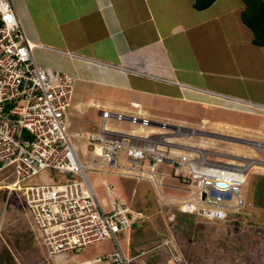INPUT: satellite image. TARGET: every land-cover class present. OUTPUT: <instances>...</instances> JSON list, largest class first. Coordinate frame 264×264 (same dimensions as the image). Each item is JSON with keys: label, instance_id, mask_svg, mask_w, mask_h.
Wrapping results in <instances>:
<instances>
[{"label": "crops", "instance_id": "obj_1", "mask_svg": "<svg viewBox=\"0 0 264 264\" xmlns=\"http://www.w3.org/2000/svg\"><path fill=\"white\" fill-rule=\"evenodd\" d=\"M238 1L230 6L228 0H215L198 10L194 0H14L13 9L39 44L34 49L37 62L48 67L50 76L54 71L72 77L70 108L74 106L78 114L93 108L99 117L98 110L108 108L191 127L196 131L170 138L205 149L211 160L237 162L256 156L242 139L264 140V101L230 91L235 90L228 80L232 77H238L242 89L248 88L246 80H259L251 75L253 58L264 74V45L252 43V32L238 11L244 4ZM231 18L238 36L224 32L231 27ZM163 23L169 27L163 29ZM154 105L159 113L150 112ZM231 113L243 114L245 122ZM138 127L123 131L144 136L163 133L159 128ZM83 131L87 129L76 132ZM256 170H248L243 185ZM161 182L165 199L187 197L180 195L184 190L177 188L175 178L164 176ZM118 191L110 197L119 199ZM2 214L0 264H34L32 246L22 258L4 239L2 232L10 221ZM27 225L40 245L30 222Z\"/></svg>", "mask_w": 264, "mask_h": 264}, {"label": "built area", "instance_id": "obj_2", "mask_svg": "<svg viewBox=\"0 0 264 264\" xmlns=\"http://www.w3.org/2000/svg\"><path fill=\"white\" fill-rule=\"evenodd\" d=\"M13 8L12 0H0V171L12 164L15 175L10 182L0 179V190L6 188L8 194L21 191L31 217L30 228L47 256L110 239L114 248L104 256L109 264H143L136 257L144 251L130 255L116 239L118 233L130 232L141 212L116 195L110 197L114 188L105 179L101 183L108 203L101 201L87 174L99 167L115 175L151 181L159 199L163 196L159 188L162 177L175 178L177 188L188 193L187 197H173L175 203L182 212L204 221H225L230 211L251 207L241 186L249 169H264V140L242 139L256 156L237 162L211 160L205 149L170 138L194 132V128L101 108L98 129L79 133L95 155L90 163L84 162L66 130L72 77L66 73L51 77L36 61L34 49L39 44L27 36ZM110 121L159 128L163 133L125 132L111 127ZM47 168L57 174L54 181L20 185Z\"/></svg>", "mask_w": 264, "mask_h": 264}, {"label": "rangeland", "instance_id": "obj_3", "mask_svg": "<svg viewBox=\"0 0 264 264\" xmlns=\"http://www.w3.org/2000/svg\"><path fill=\"white\" fill-rule=\"evenodd\" d=\"M235 1L228 0L226 4L233 6L236 4ZM237 3H239L238 0ZM223 7L227 9L225 6ZM213 8L212 6L209 11ZM238 11L241 12L240 9ZM236 14L239 15V13ZM157 19L161 22H167L166 18ZM159 20L157 21L159 22ZM228 22L232 28L227 26L224 30L225 34L233 37L238 36L240 32L235 28L234 19L231 18ZM167 27H169V24L163 23L162 28ZM24 30L27 36L32 39L26 28ZM36 61H38L37 57ZM249 67L252 70V78L257 77L259 80H246L248 88L242 89L238 77H232L231 80H228L233 82L235 90L230 91H240L241 94H248L253 99L264 101V74L261 76L259 73L261 68L255 66L254 58L252 65H249ZM45 69L48 72V67H45ZM57 73L51 71V76H56ZM132 92L136 94L135 91ZM155 107L156 105L150 109L151 113L160 112ZM230 115L234 117L236 113ZM237 117L240 122H245L243 114L239 113L236 115V119ZM251 118L254 123L258 121V118ZM108 124L129 131L130 129L133 131L136 127L139 128L135 124L127 123V121H110ZM98 126L99 117H97L95 109L90 108L85 114H78L74 106L69 109L66 130L70 133L84 162L90 163L95 155L90 147L86 145L84 135H79V132L76 131H79V128L96 131ZM13 170L12 164L3 167L0 171V179H4V183L13 181L15 177ZM105 172V167H99L97 171H87L99 198L105 204L108 203L107 192L101 183L102 177L105 176L113 185L114 190H119V199L125 201L134 211L141 212L139 221L134 224L129 233H118L116 235L117 242L123 246L124 252L136 255L140 251H144L141 257H136V260L141 263L264 264V170L251 172L247 178V184L241 186V194L245 200L251 202V208L243 209V215H237L239 213L230 211L228 220L210 222L204 221L193 213L182 212L179 204L175 203L172 198L165 199L163 195L161 201L156 200L153 187L147 179L125 177ZM167 172H169V168ZM179 172L176 173L179 174ZM56 175L49 168L43 169L35 175L20 181V185L52 182L55 180ZM177 185H179L178 180ZM170 195L172 194L168 196L170 197ZM180 195H188V193L183 191ZM105 206L108 207V205ZM2 212L4 220L8 218L7 221H10L9 227L2 232L4 239L13 250L19 252L22 258H24L22 255L32 246L36 253L34 264H109L104 256L114 248V244L110 239L89 243L75 251H64L47 256L44 248L33 239V234L30 233L27 224L30 222L31 217L25 209L24 196L20 190L8 194L6 188H1L0 213ZM235 219L240 220L237 228L234 224ZM175 256L179 258L177 262L174 260Z\"/></svg>", "mask_w": 264, "mask_h": 264}, {"label": "trees", "instance_id": "obj_4", "mask_svg": "<svg viewBox=\"0 0 264 264\" xmlns=\"http://www.w3.org/2000/svg\"><path fill=\"white\" fill-rule=\"evenodd\" d=\"M215 0H194V8L201 10L207 8ZM244 8L240 12L243 23L252 32V43L264 45V0H242ZM237 215H243L242 211ZM240 220L235 219L234 224L237 228Z\"/></svg>", "mask_w": 264, "mask_h": 264}, {"label": "clouds", "instance_id": "obj_5", "mask_svg": "<svg viewBox=\"0 0 264 264\" xmlns=\"http://www.w3.org/2000/svg\"><path fill=\"white\" fill-rule=\"evenodd\" d=\"M122 113H124V112H122ZM127 114V113H126ZM132 114V113H131ZM136 114H139V113H136ZM98 116H99V114H98ZM148 118H150V117H148ZM151 119V118H150ZM154 120V119H153ZM126 122V121H125ZM137 126H139V125H137ZM142 127H146V126H142ZM71 136V135H70ZM71 139H72V137H71ZM259 170H261V169H259ZM264 170V169H263ZM251 208V207H250ZM134 226V225H133ZM129 233V232H128Z\"/></svg>", "mask_w": 264, "mask_h": 264}]
</instances>
